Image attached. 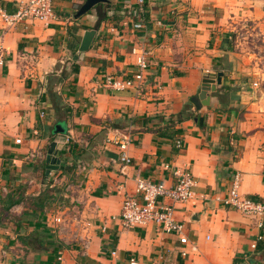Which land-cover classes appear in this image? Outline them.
I'll return each mask as SVG.
<instances>
[{
  "label": "crops",
  "instance_id": "0c3cea01",
  "mask_svg": "<svg viewBox=\"0 0 264 264\" xmlns=\"http://www.w3.org/2000/svg\"><path fill=\"white\" fill-rule=\"evenodd\" d=\"M23 1L0 0V9L11 13ZM84 1L54 0L49 24L0 21V264H264V245L251 247L264 238V218L259 228V218L218 201L236 174L240 195L264 201V113L235 38L264 0H145L143 13L136 0H107L74 18ZM138 21L143 28L133 27ZM89 30L92 42L79 52ZM135 47L147 62L139 90L110 87L107 77L137 73ZM218 72L209 105L196 110L190 99ZM188 103L207 128L184 120L170 138L151 130L156 121H142L176 116ZM122 137L130 140L126 166L118 161ZM51 142L64 167L45 176ZM177 170L195 182L194 198L174 204L186 243L152 224L124 229L111 220L138 179L173 187ZM46 190L57 200L37 211L33 201ZM7 195L19 199L8 211ZM56 206L74 220L63 235L45 212ZM75 234L88 239L86 250L63 244Z\"/></svg>",
  "mask_w": 264,
  "mask_h": 264
},
{
  "label": "built area",
  "instance_id": "2783aa9c",
  "mask_svg": "<svg viewBox=\"0 0 264 264\" xmlns=\"http://www.w3.org/2000/svg\"><path fill=\"white\" fill-rule=\"evenodd\" d=\"M54 0H25L19 3L18 8L8 13L4 9H0V21L7 27L14 26L15 24L27 21H41L42 23L49 24L56 19L55 12L53 10ZM145 0H136V5L139 6V12L143 13L142 7ZM135 29H141L144 27L143 21L134 23ZM132 54L136 57V66L138 67L137 73L130 79L119 80L107 77L106 83L116 89L122 90L126 88L138 89L143 82V72L147 69V62L145 52L138 48H132ZM4 64V49L0 45V66ZM256 86V83H253ZM17 144L20 143V139H16ZM130 140L128 137H122L118 140V161L124 166L129 165L131 158L128 154V145ZM175 146L180 148L182 142L180 139L175 140ZM79 168H82L79 166ZM177 182L173 187H166L163 183H153L149 180L138 179L136 181V187L133 194L125 193L121 209L118 216H112L111 220H118L124 229L130 228H146L152 224L158 227L161 232L167 234H175L178 236L179 242L184 244L187 239L182 236L183 225L175 219V203H186L194 198L195 192L193 187L195 182L191 173L188 170L175 171ZM239 181L240 177L236 174L231 183V187L227 192V195L223 198H219L218 201L223 206L231 207L243 215L249 218H259L258 227H263L262 219L264 218V201L253 200L248 197L242 196L239 193ZM169 200L170 203H166L165 200ZM61 208V207H60ZM56 206L50 213L46 209L48 214L47 220L49 225L55 229L58 235H63L70 225L73 223V219H66L65 214L59 212L60 209ZM63 209V208H62ZM62 209L60 211H62ZM262 236H258L256 241L251 245L252 249H255L257 242L262 240ZM70 243H77L81 250H86L89 241L79 235H74L70 239H63V244L68 245ZM61 261V257H58ZM133 264V263H132Z\"/></svg>",
  "mask_w": 264,
  "mask_h": 264
},
{
  "label": "rangeland",
  "instance_id": "374dc122",
  "mask_svg": "<svg viewBox=\"0 0 264 264\" xmlns=\"http://www.w3.org/2000/svg\"><path fill=\"white\" fill-rule=\"evenodd\" d=\"M235 38L237 49L246 61L244 73L248 72L247 77L251 78L254 99L260 102L257 110L264 113V5L256 18L242 20L236 25ZM253 83L256 86H252Z\"/></svg>",
  "mask_w": 264,
  "mask_h": 264
},
{
  "label": "water",
  "instance_id": "95a60500",
  "mask_svg": "<svg viewBox=\"0 0 264 264\" xmlns=\"http://www.w3.org/2000/svg\"><path fill=\"white\" fill-rule=\"evenodd\" d=\"M107 0H85L80 6L78 11L75 13L74 18H78L83 14L87 13L93 6L97 4L106 3ZM95 35L94 30L86 31L81 39L80 45L78 47L79 52H85L88 50L92 39ZM222 73L218 72L216 74H207L202 79V84L200 91L196 97H192L190 101L194 104L196 110H200L203 106L209 105L210 96L208 93L214 91V84H219ZM237 98V97H236ZM194 121L199 123L200 116L198 115ZM63 130L59 126H56V133H61ZM56 142H51L45 157V176L49 175L52 170L63 169L64 165L60 162V159L56 156L57 150L55 149Z\"/></svg>",
  "mask_w": 264,
  "mask_h": 264
},
{
  "label": "trees",
  "instance_id": "16d2710c",
  "mask_svg": "<svg viewBox=\"0 0 264 264\" xmlns=\"http://www.w3.org/2000/svg\"><path fill=\"white\" fill-rule=\"evenodd\" d=\"M191 107H192L191 103H188V105L184 106V108L176 116H173V115H170L168 117L154 116L150 118H144L142 121L144 122L156 121V124L152 127L151 130L161 136H167V137L172 138L174 136V132H175L174 127L176 124H179L183 122L184 120H188V119L194 120L199 115L197 111H192ZM198 127H200L201 129L207 128L204 116H200ZM49 194H50V191L46 190L44 193H42V195L35 198V200L33 201L35 210L42 211L44 208H47L51 206V204H54V202L57 200V197L56 196L52 197V195H49ZM250 199L260 200L256 196H252L250 197ZM18 202H19V199H15L11 195H7L5 199L1 201L6 211H8L11 206H13L14 204ZM263 245H264V238L263 240L259 241L257 247H260Z\"/></svg>",
  "mask_w": 264,
  "mask_h": 264
}]
</instances>
